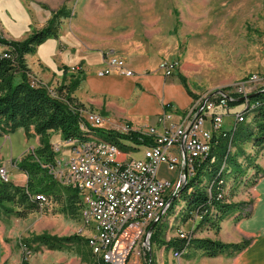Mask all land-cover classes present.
Wrapping results in <instances>:
<instances>
[{
	"label": "rangeland",
	"instance_id": "obj_1",
	"mask_svg": "<svg viewBox=\"0 0 264 264\" xmlns=\"http://www.w3.org/2000/svg\"><path fill=\"white\" fill-rule=\"evenodd\" d=\"M60 9L69 12L70 17L58 18L56 39L58 51L68 56L74 52L75 54L99 53L103 56L108 52L111 53V57L123 61L129 70L131 69L125 63L127 55L139 56L140 60L155 62L154 69L136 71V73L131 70L133 76L137 77L138 83L148 88L146 78L154 77L160 78L162 85H167L173 80V82H182L195 97L192 104L208 93L247 79L252 74L264 76V0H0V35L8 41H15L11 34H5V23L14 15L19 18L24 17L25 21L29 22L25 26L26 34L18 39L22 41L32 32L45 28L48 21L53 18V14ZM115 51L119 56L113 54ZM108 54L104 55L102 70L108 65L106 62ZM166 63H176L170 75L161 68V65ZM72 68L74 67L68 69L73 73ZM76 69L81 71L80 66ZM108 75L124 76L115 71ZM66 77L68 86L72 83L77 86L76 75L71 74ZM67 85L44 86L50 89V93L54 96L60 87ZM63 95L68 96L70 93L64 91ZM100 100L103 109H106L111 99L105 97ZM82 106L79 105L78 110L95 113V110L89 107L85 109L86 107ZM161 108L162 112L154 118L135 115L137 116L135 119L142 121L132 127L157 128L159 115L174 107L161 102ZM105 109L101 116L104 119L112 118L114 122L110 120L119 125L118 119L108 114L104 116ZM177 117L175 114V120ZM230 123L231 119H228L224 129L227 130ZM245 124L250 128L253 127L251 116L247 117ZM99 128L116 131V127L110 126V123L105 124L104 128ZM87 136V138L107 141L106 136L91 131ZM52 141L60 143L62 140L58 135H54ZM121 142L127 147L125 140ZM248 145L251 146L250 143L244 146L247 154L250 153L246 152ZM65 148L63 146L59 155L63 158L70 155V151ZM28 152H31V149ZM123 152L138 157L136 151L132 150V154L128 147ZM238 160L243 164V158ZM260 160L259 156L256 162L261 163ZM247 167L243 168L244 172H241L236 180L233 178L234 171L229 168L225 175L226 196L223 198L227 203L238 204L246 201L247 204L243 206L244 213L251 210L250 195L247 194L254 186L251 184L252 170ZM157 177L171 182L172 188L168 190L166 196L170 195L177 184V170L169 171L166 165H160ZM174 201L173 208L169 209L158 225L160 235L157 241L150 239V251L147 252H150L151 264H203L202 257L196 250H187L178 259L173 256L174 247H167V243L175 238L177 228L185 232H194L195 238L202 235V239L209 238L211 233L215 232L205 223L198 224L199 219H190L187 215L188 218L184 220L186 204L178 198ZM0 219L5 220V227H8L5 236L12 245V264H21L23 259L28 264H93L94 262V259L89 260L87 257L88 247H83L84 244L80 247L73 244L57 251L31 243L26 256H22L21 244L35 235L47 234L56 237L77 235L86 240L90 236V230L84 227L81 216L78 220L71 219L61 212V206L55 202L49 201L44 210L31 213L25 219L3 215Z\"/></svg>",
	"mask_w": 264,
	"mask_h": 264
},
{
	"label": "built area",
	"instance_id": "obj_2",
	"mask_svg": "<svg viewBox=\"0 0 264 264\" xmlns=\"http://www.w3.org/2000/svg\"><path fill=\"white\" fill-rule=\"evenodd\" d=\"M110 54L106 61L108 65L99 72L100 76L114 71L126 77L133 76L123 61ZM175 64H162L161 68L170 75ZM76 68H72L73 72ZM261 88H264V76L252 74L247 79L201 97L177 120L172 110L164 111L157 118V128H135L127 123L117 125L97 113L77 110L81 118L79 128L83 132L89 133L90 128H104L110 123V126L116 127L117 133L134 132L151 141L146 143L141 140L139 145L127 141L128 150L138 151L139 157L125 154L123 150L126 146L120 148L115 143L94 138L62 140L52 146L56 153L55 162L52 167L46 168L56 181L75 191L80 198V216L84 227L90 230L87 244L93 264H151L150 252H147L150 251L152 236L148 232L149 227L156 220V226L159 225L178 198L181 187L205 160L216 163L212 150L218 140L229 137L226 156L219 163L217 180L209 183L206 190L209 198L214 191L216 199L223 200L232 134L244 122L245 112L253 108L249 107L247 99L237 106H230L229 102L246 98ZM228 119L231 123L226 130L224 125ZM63 146L70 151L67 158L59 156ZM129 152L133 154L132 150ZM163 164L169 171L177 170L178 174L177 184L168 196L171 182L157 177L158 168ZM0 179L9 181L3 167H0ZM36 199L41 201L42 206L48 205L44 196L37 195ZM194 218L199 219L197 214H193ZM175 232V238L184 241L182 250L173 251V256L179 259L186 253L194 232H185L180 228ZM21 251L25 257L28 253L25 244H21Z\"/></svg>",
	"mask_w": 264,
	"mask_h": 264
},
{
	"label": "trees",
	"instance_id": "obj_3",
	"mask_svg": "<svg viewBox=\"0 0 264 264\" xmlns=\"http://www.w3.org/2000/svg\"><path fill=\"white\" fill-rule=\"evenodd\" d=\"M69 12L60 9L53 14V18L48 21L45 28L32 32L22 41H8L0 35V135L8 134L16 129L22 128L27 137L35 135L39 137V147L32 152L26 153L16 163L17 168L22 171L27 182L25 186H16L12 182H4L0 179V217H15L25 219L29 214L42 211L47 206H42L41 201L36 199L37 195L47 198L48 203L55 202L61 206V212L71 219L78 220L80 216V198L78 194L61 185L49 173V169L54 165L56 153L53 151L51 143L52 134L58 133L61 140L84 139L86 132L79 128L81 118L75 100L70 95H63V92L71 94L75 84L60 87L55 95L50 93V89L37 83L25 63V57L35 53L38 46L47 39L57 37L59 17L68 18ZM32 82L35 84L33 85ZM264 88H261L262 90ZM257 91L249 99V107L245 112V122L251 116L252 128L245 124H239L231 139V148L227 154L228 168L233 172L234 180L238 179L243 168L248 166L255 170L251 184L259 175H264V167L256 165L257 158L264 156V92ZM238 102H229L230 106H237ZM88 132L102 134L105 140L115 143L120 148H124L121 140L132 141L139 145L143 142H151L147 138L139 137L131 132L120 134L114 130H104L102 128H90ZM231 137V136H230ZM142 140V141H141ZM229 137L218 140L213 148L212 154L216 157V163L205 160L196 170L194 176L184 185L178 199L186 204V212L183 219L193 218L197 214L199 223H205L210 229L218 231L219 223L229 215L239 213L242 217H249L251 211L244 213V205L247 203H227L226 200H217L216 194L207 196L209 183L216 178L219 163L226 156ZM251 144L252 153H245L244 146ZM243 158V164L238 159ZM246 163V164H245ZM247 167V168H248ZM232 172V171H231ZM217 180V179H215ZM174 203V202H173ZM173 205V204H172ZM249 205V204H248ZM173 207H170V210ZM160 235V227L154 228L151 236L152 241H157ZM28 250L31 243H36L47 247L49 250H63L70 245L87 246V240L74 235L69 237H56L47 234L35 235L31 239H26ZM249 245L248 240L240 243L225 244L211 239L193 238L187 246V250H200L208 258H215L222 254L233 255L241 252ZM172 246L174 250H182L184 241L178 238L171 239L167 247ZM87 257L92 258L91 250L86 248ZM85 258V260H88ZM21 264H28L22 260Z\"/></svg>",
	"mask_w": 264,
	"mask_h": 264
},
{
	"label": "crops",
	"instance_id": "obj_4",
	"mask_svg": "<svg viewBox=\"0 0 264 264\" xmlns=\"http://www.w3.org/2000/svg\"><path fill=\"white\" fill-rule=\"evenodd\" d=\"M28 22L25 21L24 17L19 18L14 15L11 20L9 19L5 23L4 32L6 35L11 34L13 40L19 41L18 39L26 34L25 26ZM56 39L57 37L47 39L37 47L33 55L25 57L31 76L42 85L56 87L60 84L67 85L66 75L68 77L71 74L76 75L77 86L70 94L75 102L83 105V108L86 107L85 109L89 107V109L95 110V113L102 115L105 108L103 109V103L99 99L103 100L108 97L111 100L108 102L109 106H106L104 116L111 115L118 119L117 122L120 124L127 123L132 126L141 122L142 120L135 119L137 117L135 115L139 114L144 118H154L162 112L161 102L173 105L175 109L172 108V112L179 116L186 111L195 98L192 93L190 94L191 91L185 84L173 82L174 80L167 85H162L160 78H146L149 84L147 88L146 85L144 87L140 85L137 77L134 76H100L99 72L104 68V55L108 52H105L103 56L99 53L75 54V52L68 56L57 50ZM0 50L3 49L0 48ZM113 54L118 55L116 51ZM125 63L135 73L156 67L155 62L140 60L139 56L133 55L125 56ZM79 66L81 71L79 69L73 73L69 71L70 67ZM61 67L65 69H60ZM123 107L125 108L123 109ZM100 109L103 110L100 111ZM123 116L124 118H121ZM112 121L114 122L113 119ZM54 135L60 137L58 133L52 134V136ZM57 142H53L51 137L52 144ZM126 143L128 142L126 141ZM38 147L39 137L35 135L27 137L22 128L0 135V167L6 169L9 181L14 185L22 187L26 185L27 177L17 168L16 163L30 149ZM129 150L133 149L130 148ZM246 150V152L252 153L251 146L248 145ZM137 155L140 156L138 151ZM260 157L261 163L256 162V165L263 168L264 156ZM251 170L252 176H254L255 170L252 168ZM255 181L254 186L250 188L249 194H247L250 195L251 215L245 218L241 214L235 213L231 216L232 218L228 217L222 220L219 223L218 231L211 233V236L206 238L225 244L248 240L249 245L239 253L222 254L215 258H208L202 251L196 250L202 257L203 264H264V175H259ZM5 225L6 221L0 219V264H12V245L9 244L8 238L5 236L7 227ZM201 236L195 238L194 233L195 239H202Z\"/></svg>",
	"mask_w": 264,
	"mask_h": 264
},
{
	"label": "water",
	"instance_id": "obj_5",
	"mask_svg": "<svg viewBox=\"0 0 264 264\" xmlns=\"http://www.w3.org/2000/svg\"><path fill=\"white\" fill-rule=\"evenodd\" d=\"M260 91L264 92V89H262V90H260ZM255 93H256V92H255ZM252 96H254V93H252L251 95L247 96L246 98H239V99L236 100V101H237L238 103H242V102H244L246 99L249 100ZM185 178H186V175H185ZM156 224H157V220L154 221V222L151 224V226L149 227L148 232H149L150 234H152V232H153V230H154Z\"/></svg>",
	"mask_w": 264,
	"mask_h": 264
}]
</instances>
